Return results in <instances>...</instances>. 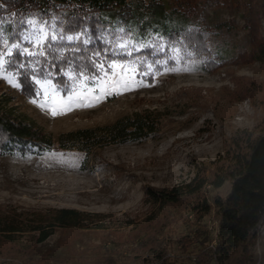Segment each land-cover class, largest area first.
Wrapping results in <instances>:
<instances>
[{
    "label": "rangeland",
    "instance_id": "374dc122",
    "mask_svg": "<svg viewBox=\"0 0 264 264\" xmlns=\"http://www.w3.org/2000/svg\"><path fill=\"white\" fill-rule=\"evenodd\" d=\"M51 1L48 15L26 18L19 41H11L4 30L12 15L0 20V54L8 53L0 68V104L53 137L135 112L152 111L162 118L158 130L147 138L97 147L88 156L57 148L56 143L40 151L32 146L0 147V210L46 212L70 207L90 214L85 226L56 227L40 242L37 234L24 232L17 244L0 247V264H157L160 244L170 258L195 252L186 212L173 210L174 220L157 215L144 200V188L189 179L201 161L214 159L223 150L228 135L241 128L256 130L264 120V55L248 56L250 42L241 11L207 7L202 18L190 19L228 21L210 30L207 50L196 54L174 40L167 45L159 32L148 29L141 34L114 24L103 31L102 40L110 43L117 57L98 62L97 73L90 75L66 69L62 83L50 73H34L37 89L31 95L22 90L18 70L7 68L13 44L29 54L48 37L79 40L83 45L89 40L86 29L62 34L59 22L68 10L59 0ZM162 2L167 11L176 5L175 0ZM259 34L264 37V16ZM144 47L152 49L150 55L137 53ZM111 64L119 67L109 68ZM36 80L56 86L55 106L62 114H51L52 92L46 95ZM207 189L210 200L214 194L225 195L229 184ZM200 229L209 231L208 246L213 245L216 221L205 216ZM244 255L245 262L240 263L236 254L228 263L264 264V220L257 224Z\"/></svg>",
    "mask_w": 264,
    "mask_h": 264
},
{
    "label": "trees",
    "instance_id": "16d2710c",
    "mask_svg": "<svg viewBox=\"0 0 264 264\" xmlns=\"http://www.w3.org/2000/svg\"><path fill=\"white\" fill-rule=\"evenodd\" d=\"M59 1L68 10L65 19L59 22L62 34L86 29L89 40L83 45L79 40L48 37L31 55L13 49L7 58V68L18 70L22 90L29 91L31 95L37 89L31 77L34 73H50L62 83L66 69L90 75L97 73L98 62L105 63L117 57L110 50V43L102 40L103 31L114 24L141 34L150 29L166 37L169 46L174 40L195 54L205 52L210 30L228 24V21L189 22L196 16L202 18L207 7L224 6L240 10L250 42L248 56L259 58L264 55V37L259 34L264 0H175L176 5L170 11L165 9L162 0ZM51 5V0H0V20L12 15L4 28L9 39L19 41L26 18L34 13L48 15ZM151 50L144 47L137 53L150 55ZM21 63L24 68L19 67ZM35 65L36 68L32 69L31 66ZM161 118L152 111L135 112L108 124L77 128L53 137L0 104V147L14 146L23 150L32 146L40 151L50 149L56 143L57 148L77 150L88 156L97 147L147 138L158 130ZM224 142L223 150L214 159L201 161L189 179L171 186H145L144 200L156 210L157 215L174 220L173 210L186 212V222L190 223L189 231L194 238L191 244L197 246L195 252L185 257L170 258L164 256L160 244L155 252L157 264H229L236 254L240 263L246 261L244 252L255 235L257 224L264 220V120L256 130H235ZM224 183L229 184L227 193L214 194L209 200L205 193L207 187L219 188ZM205 216L212 217L217 224L215 243L211 246H208L212 239L209 231L200 229ZM89 217V213L70 207L46 212L0 210V247L17 244L24 232L37 234L36 241H43L54 228L83 227Z\"/></svg>",
    "mask_w": 264,
    "mask_h": 264
},
{
    "label": "snow or ice",
    "instance_id": "6c2138e0",
    "mask_svg": "<svg viewBox=\"0 0 264 264\" xmlns=\"http://www.w3.org/2000/svg\"><path fill=\"white\" fill-rule=\"evenodd\" d=\"M30 22V21H29ZM24 39H28V37H24ZM41 39H43V37H41ZM52 39H55V37H52ZM68 39L69 40H71V39H73L72 37H68ZM37 43H39V41H37ZM12 47L13 48H16L17 50H19L20 49V46L18 45V44H13L12 45ZM24 52H27V49H24ZM8 53H5V54H0V68H3L4 67V64H5V61H4V59H3V56L4 55H7ZM29 55H31V53H29ZM40 55H43V53L41 52L40 53ZM19 67L20 68H24V64H20L19 65ZM99 67L101 68V69H103V64H100L99 65ZM116 67H119V65H117V64H111V65H109V68H116ZM105 75H107V73H105ZM5 79H8V77H5ZM8 82L10 83V84H12L14 87H20V85L18 84V83H16L14 80H12V79H9L8 80ZM37 84H39L40 85V87L42 88V89H44V91H45V94L47 95L48 94V92L51 90V92H52V99H53V105H52V107L50 108V111H51V114L53 115V116H56V115H58V114H62V113H60V112H58L57 110H56V106H55V99H56V96L58 95V93L56 92V86L55 85H52L51 84V81H49V80H45V81H41V80H36L35 81ZM120 81H118V83H119ZM124 87H127V85L125 84L124 85ZM72 99V97H69V100H71ZM97 99H99V97H97ZM33 103H36V101L35 100H33ZM42 108H44V107H46V105L45 104H41L40 105ZM78 106H87V105H78ZM67 110H71V108L69 107Z\"/></svg>",
    "mask_w": 264,
    "mask_h": 264
}]
</instances>
